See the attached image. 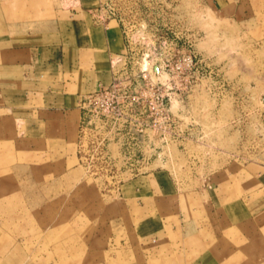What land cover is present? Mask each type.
Segmentation results:
<instances>
[{
	"label": "rangeland",
	"instance_id": "obj_1",
	"mask_svg": "<svg viewBox=\"0 0 264 264\" xmlns=\"http://www.w3.org/2000/svg\"><path fill=\"white\" fill-rule=\"evenodd\" d=\"M75 2L125 32L116 80L193 84L173 103L187 134L144 161L84 149L79 122L0 87V264H264V0H0V35ZM146 177L165 195L133 197Z\"/></svg>",
	"mask_w": 264,
	"mask_h": 264
},
{
	"label": "crops",
	"instance_id": "obj_2",
	"mask_svg": "<svg viewBox=\"0 0 264 264\" xmlns=\"http://www.w3.org/2000/svg\"><path fill=\"white\" fill-rule=\"evenodd\" d=\"M89 8L79 2L61 6L54 11L50 28L28 35L25 43L14 35H0L3 104L14 105L20 97H40L48 113L63 114V121L75 129L82 97L109 84L110 62L125 50L119 24L112 19L96 23ZM0 23H4L2 16ZM71 117L73 124L68 121ZM144 179L129 183L138 201L147 194L138 184L147 186V197L165 195V184L153 177Z\"/></svg>",
	"mask_w": 264,
	"mask_h": 264
},
{
	"label": "built area",
	"instance_id": "obj_3",
	"mask_svg": "<svg viewBox=\"0 0 264 264\" xmlns=\"http://www.w3.org/2000/svg\"><path fill=\"white\" fill-rule=\"evenodd\" d=\"M98 8L102 9V6L99 5L97 10ZM93 18L98 24L111 19L110 17L103 19L98 15H94ZM123 37L126 40L124 31ZM119 56H115L110 62L109 84L83 96L80 101L78 132L81 147L85 149L87 143L93 145L94 142H90L91 138L100 139L98 145H102L107 139L114 144L117 143L120 151L140 154L144 161L143 154L149 152L158 154L163 151L161 137L168 132V128L174 135L187 134L186 130H180L181 120L178 113H173V103H177V96L191 95L194 87L191 82L118 81L113 68L114 59ZM151 68H161V65L157 66L155 63ZM180 102L182 104V100ZM171 125H174V128H170ZM177 125L179 130L176 129Z\"/></svg>",
	"mask_w": 264,
	"mask_h": 264
},
{
	"label": "bare ground",
	"instance_id": "obj_4",
	"mask_svg": "<svg viewBox=\"0 0 264 264\" xmlns=\"http://www.w3.org/2000/svg\"><path fill=\"white\" fill-rule=\"evenodd\" d=\"M145 67V65L143 66V68Z\"/></svg>",
	"mask_w": 264,
	"mask_h": 264
}]
</instances>
